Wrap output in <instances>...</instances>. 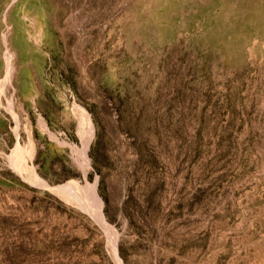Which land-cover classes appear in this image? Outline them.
<instances>
[{"label":"rangeland","instance_id":"1","mask_svg":"<svg viewBox=\"0 0 264 264\" xmlns=\"http://www.w3.org/2000/svg\"><path fill=\"white\" fill-rule=\"evenodd\" d=\"M0 264H264V0H0Z\"/></svg>","mask_w":264,"mask_h":264},{"label":"bare ground","instance_id":"2","mask_svg":"<svg viewBox=\"0 0 264 264\" xmlns=\"http://www.w3.org/2000/svg\"><path fill=\"white\" fill-rule=\"evenodd\" d=\"M7 35V34H6ZM6 43L8 44L7 37L5 36ZM15 54L11 52L9 46L7 45V50L5 52V60H6V71L7 75L4 79V82H7L12 78V74L15 69Z\"/></svg>","mask_w":264,"mask_h":264},{"label":"crops","instance_id":"3","mask_svg":"<svg viewBox=\"0 0 264 264\" xmlns=\"http://www.w3.org/2000/svg\"><path fill=\"white\" fill-rule=\"evenodd\" d=\"M14 26H16V28H17V26H20V25H14ZM41 28V27H40ZM43 30H45L44 28H42ZM42 29H41V31H42ZM22 32H24L23 30H22ZM25 34V33H24ZM30 34V33H29ZM38 35V34H37ZM25 37H26V34H25ZM30 39V38H29ZM22 68V70L24 71H27L28 73H29V75L31 76V74H30V70L28 69V67H21ZM36 69L37 71H38V69H37V67H30V69H31V72H32V76H33V70L32 69ZM39 70H40V68H39ZM39 72V71H38ZM30 76H29V83H30V88H29V90H31V89H33V86H32V79L30 80ZM28 78V77H27ZM24 79V78H23ZM28 90V91H29ZM25 97H27V96H25ZM28 98V97H27ZM33 98V97H32ZM28 99H30V97L28 98Z\"/></svg>","mask_w":264,"mask_h":264}]
</instances>
